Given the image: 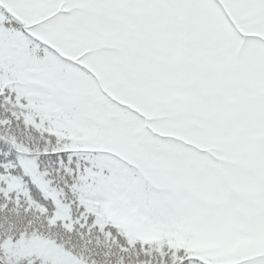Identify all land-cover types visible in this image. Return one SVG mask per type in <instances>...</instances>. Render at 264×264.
I'll list each match as a JSON object with an SVG mask.
<instances>
[{"label":"snow or ice","instance_id":"snow-or-ice-1","mask_svg":"<svg viewBox=\"0 0 264 264\" xmlns=\"http://www.w3.org/2000/svg\"><path fill=\"white\" fill-rule=\"evenodd\" d=\"M0 264H264V0H0Z\"/></svg>","mask_w":264,"mask_h":264}]
</instances>
